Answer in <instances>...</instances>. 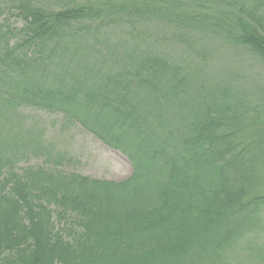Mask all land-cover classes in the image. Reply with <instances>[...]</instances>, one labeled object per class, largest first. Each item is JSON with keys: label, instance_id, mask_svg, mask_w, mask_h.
<instances>
[{"label": "trees", "instance_id": "16d2710c", "mask_svg": "<svg viewBox=\"0 0 264 264\" xmlns=\"http://www.w3.org/2000/svg\"><path fill=\"white\" fill-rule=\"evenodd\" d=\"M8 2L0 120L61 114L131 174L111 182L1 157L0 264H264V87L201 81L157 50L178 43L203 63L212 36L264 65V0ZM113 27L124 47L99 40Z\"/></svg>", "mask_w": 264, "mask_h": 264}, {"label": "rangeland", "instance_id": "374dc122", "mask_svg": "<svg viewBox=\"0 0 264 264\" xmlns=\"http://www.w3.org/2000/svg\"><path fill=\"white\" fill-rule=\"evenodd\" d=\"M69 1L39 0V3H46L47 7L55 9L64 8ZM7 5L8 0H0V8ZM5 16L8 17V14ZM152 28L157 29L155 34L162 33L160 26L154 25ZM163 30L164 33L168 32L167 29ZM98 36L107 48L119 44L124 47L126 40L120 29L115 27L104 28ZM201 40L204 41L201 45L205 57L203 63L198 62L195 56L185 55L182 45L178 43H175V47L167 42L157 43V50L170 53L173 58L184 61L185 65L189 64L199 73L201 81L222 84L229 81L228 85L232 88L244 89L248 93L264 87L263 64L246 52L220 45L212 36ZM149 43L144 42L140 46H143L142 49L146 45L153 48ZM129 44L133 48V42ZM0 130V139L5 137V143L0 141V158L10 159L20 169L56 164L66 173L111 182L123 181L131 174V165L124 155L107 148L79 125L67 123L61 114L21 108L10 121L0 120ZM11 143L16 144L9 145Z\"/></svg>", "mask_w": 264, "mask_h": 264}]
</instances>
